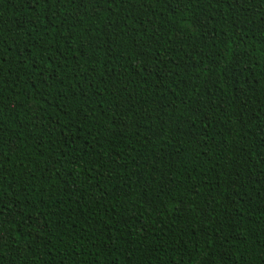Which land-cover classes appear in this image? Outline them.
I'll return each instance as SVG.
<instances>
[{
	"label": "trees",
	"instance_id": "16d2710c",
	"mask_svg": "<svg viewBox=\"0 0 264 264\" xmlns=\"http://www.w3.org/2000/svg\"><path fill=\"white\" fill-rule=\"evenodd\" d=\"M0 264H264V0H0Z\"/></svg>",
	"mask_w": 264,
	"mask_h": 264
}]
</instances>
